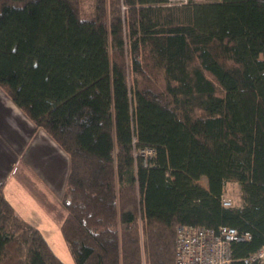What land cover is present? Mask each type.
<instances>
[{"label":"trees","instance_id":"1","mask_svg":"<svg viewBox=\"0 0 264 264\" xmlns=\"http://www.w3.org/2000/svg\"><path fill=\"white\" fill-rule=\"evenodd\" d=\"M169 2L0 0V88L70 157L74 264H175L180 224L249 233L234 264L264 245V0ZM5 186L0 264H67Z\"/></svg>","mask_w":264,"mask_h":264},{"label":"crops","instance_id":"2","mask_svg":"<svg viewBox=\"0 0 264 264\" xmlns=\"http://www.w3.org/2000/svg\"><path fill=\"white\" fill-rule=\"evenodd\" d=\"M1 126L7 127L13 136L9 135L7 140L0 133V180L6 182V196L17 212L39 228L54 248V237L59 235L63 239L60 229L65 210L64 217L55 220L53 212L48 211L36 192L39 189L50 199L52 192L65 191L69 167L61 170V166L69 163V157L50 136L25 117L0 88Z\"/></svg>","mask_w":264,"mask_h":264},{"label":"built area","instance_id":"3","mask_svg":"<svg viewBox=\"0 0 264 264\" xmlns=\"http://www.w3.org/2000/svg\"><path fill=\"white\" fill-rule=\"evenodd\" d=\"M153 149L142 150V155H153ZM225 207L233 206L227 195L221 197ZM251 240L230 226L219 228L180 224L176 228L175 264H234L233 244ZM264 262V245L251 254L245 263Z\"/></svg>","mask_w":264,"mask_h":264},{"label":"rangeland","instance_id":"4","mask_svg":"<svg viewBox=\"0 0 264 264\" xmlns=\"http://www.w3.org/2000/svg\"><path fill=\"white\" fill-rule=\"evenodd\" d=\"M208 1H214V0H170L169 4H177V3H189V2H194V3H200V2H208ZM25 117H27L26 114H24ZM41 132H44L47 136H50L45 130L39 129ZM0 133L1 136L4 139H10L9 135H11V131L4 126H1L0 128ZM13 137V136H12ZM62 149V148H61ZM63 150V149H62ZM64 151V150H63ZM65 152V151H64ZM66 153V152H65ZM67 156L69 157L68 153H66ZM65 166L70 169V157H69V163L65 164V162L61 166V170L65 168ZM68 179V178H67ZM67 179H66V184H67ZM45 180V179H44ZM200 184L203 186H207V179L206 177H202L200 180ZM32 186V185H30ZM33 187V186H32ZM53 198L47 197L41 191L38 189L36 192L38 198L43 202L45 207L48 209L49 212H53V217L55 220L59 219L61 220L64 216V209L62 205L63 197H64V191H61L60 193H57L56 191L52 192ZM225 195H227L229 198L232 199L233 204H237L240 202V187L237 182L232 181L228 184L227 189L225 191ZM18 201V200H16ZM19 203V201H18ZM50 204V205H49ZM66 214V212H65ZM61 232V229H60ZM62 234V233H61ZM55 240H53V245L54 248L57 252V254L67 263V264H74L73 259L63 241V239L58 235L54 237Z\"/></svg>","mask_w":264,"mask_h":264}]
</instances>
